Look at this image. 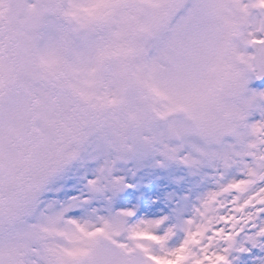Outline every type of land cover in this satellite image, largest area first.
Here are the masks:
<instances>
[{
    "label": "snow or ice",
    "instance_id": "6c2138e0",
    "mask_svg": "<svg viewBox=\"0 0 264 264\" xmlns=\"http://www.w3.org/2000/svg\"><path fill=\"white\" fill-rule=\"evenodd\" d=\"M155 7L153 0H143L139 5L129 3V0H76L67 15L78 22L100 21L107 25L112 42L100 48L98 57L103 59L111 55H139L135 47L125 42L123 26L125 17L130 20L138 11H143L144 31L150 42L147 50L155 53L151 58V90L159 99L169 101L167 93L155 83L162 67L160 57L165 54V43L156 35L155 25L163 16L175 18L167 43L187 50L195 75L206 58L213 61L219 56L221 21L231 11V3L229 0H169L163 14L153 12ZM239 7L251 18L253 9L264 10V0H240ZM259 30L264 31V26ZM248 37L249 45H264V35H257L255 30L249 31ZM85 42L88 43L87 35ZM26 47V41H19L15 60L10 66L6 65L5 41L0 38V87L9 76L26 80L29 71L25 62ZM47 51V57L42 56V63L55 71V48ZM236 55L241 63H250L248 53L237 50ZM214 66L209 65L210 68ZM251 69L250 80H257V87L264 88V64L251 63ZM92 71L94 69L83 75L79 69L74 71V79L80 81L77 94L92 108L115 104V97L88 91L92 84L88 76ZM141 71L138 64L136 72ZM250 80L245 83L246 90ZM256 95L264 98V92ZM256 95L246 98L239 110V119L245 127L252 128L256 137L243 158L241 176L224 181L209 192L196 207L194 215L184 220L182 230L167 216L144 217L145 209L138 212L135 208L125 207L122 202L119 210L128 216L133 227L126 239L116 241L119 247L127 248L128 241H133L143 253L146 264H264V115L251 125L247 123ZM206 102L207 97L194 90L187 104L165 105L167 110L159 114L165 117L179 108L199 116L197 110ZM11 118L10 112L0 105V264H10L14 257L21 256L24 257L23 264H44L40 241L47 240V235L37 233L33 237L29 228H34L36 221L51 219L48 213L58 195L53 190L54 178L60 170L64 145L81 135L83 128L94 119V114L77 105L57 109L52 139L47 137L40 121H34L25 130H17L11 127ZM6 122L7 134L3 130ZM237 127L220 129L210 124L204 137L210 142L219 140ZM232 163V159L222 158L224 170ZM93 182L94 179L89 181L90 184ZM84 203L85 208L63 210L66 222L74 229L64 237L71 247L58 250L63 255L78 257L86 254L87 241L104 232L102 226L90 227L86 221H81L80 218L88 212L87 197ZM150 215L156 216L155 213ZM30 238L33 242L29 247Z\"/></svg>",
    "mask_w": 264,
    "mask_h": 264
},
{
    "label": "clouds",
    "instance_id": "9594fccd",
    "mask_svg": "<svg viewBox=\"0 0 264 264\" xmlns=\"http://www.w3.org/2000/svg\"><path fill=\"white\" fill-rule=\"evenodd\" d=\"M76 0H0V38L5 41V64L15 60V50L19 41H26L25 62L31 74L40 82L38 89L40 122L49 139L54 137L55 112L61 107L77 105L88 108L94 119L88 123L77 137V144L90 132H101L111 147L107 159L94 179L93 194H109L112 200L127 185L122 176H113L114 166L131 158L134 154L147 155L160 138L162 120L172 121L183 116L182 124L172 123L168 128L171 138L184 133L205 136L208 126L214 124L220 129H231L242 123L239 110L244 106L245 83L251 79V63L264 64V45H249V31L264 35L259 29L264 19L253 22L249 15L241 11L240 0H229L231 11L221 21L219 56L201 65L198 74L192 72V58L184 48L167 43L171 38L172 17H162L155 25L156 35L165 43V54L160 57L161 72L155 80L170 97L163 101L151 90V58L154 50L148 51L149 40L144 31L145 16L138 11L132 19L125 17L123 38L139 51L137 56L111 55L103 59L98 52L104 44L112 42L109 28L100 21L78 22L67 15ZM143 0H129L139 5ZM153 12L165 13L169 0H153ZM88 37V43L85 37ZM55 48V71L44 63L48 49ZM244 51L250 63H241L236 51ZM142 71L136 72L137 65ZM214 64V67H209ZM79 69L92 81L88 91L95 95L107 94L115 97V104L98 105L95 108L80 97L76 89L79 83L73 73ZM198 85V89L196 88ZM194 90L202 92L207 102L197 111L200 115H190L177 108L165 117L161 111L176 104H187ZM95 102V101H93ZM207 122V123H205ZM77 155V151L73 157ZM50 220L36 221L29 232L37 233L47 240H41L44 264H146L143 253L129 240L127 248H121L116 241L126 239L133 225L128 216L119 209L107 213H89L81 217L89 226H102L104 232L87 241L88 251L78 257L61 254L60 248L71 245L65 235L74 231L66 222L63 210L52 208ZM32 239H29V247ZM131 249V251L129 250ZM27 249H25V255ZM24 257H14L10 264H23Z\"/></svg>",
    "mask_w": 264,
    "mask_h": 264
},
{
    "label": "rangeland",
    "instance_id": "374dc122",
    "mask_svg": "<svg viewBox=\"0 0 264 264\" xmlns=\"http://www.w3.org/2000/svg\"><path fill=\"white\" fill-rule=\"evenodd\" d=\"M251 19L255 22L264 19L262 10L253 9ZM74 80L80 84V81ZM252 84L250 80L245 98H251L248 89L254 88ZM39 87L40 82L30 71L26 80L16 75L5 78L3 87H0V105L10 112L12 128L25 130L34 121H40ZM262 105L264 103L253 101L247 117L249 125L264 115ZM183 119V116H178L172 121L162 120L160 138L152 151L147 155L134 154L114 166L112 175L122 176L127 187L112 200L108 198L110 193L93 194L89 183L100 174L105 161L111 156L112 150L106 137L96 131L86 134L79 145H76L77 140H70L64 145L60 170L54 178L53 190L58 195L53 208L68 211L85 208L84 198L87 197L89 207L86 215L92 212L104 214L119 209L123 202L125 207L135 208L138 212L145 209L144 217L167 216L182 230L184 220L194 215L196 207L209 192L216 190L222 182L241 176L243 158L250 151V142L256 138L252 128L245 127L243 123L234 132L211 142L204 136L190 133L171 138L168 128L172 123L182 124ZM3 130L7 134V122ZM75 151L77 155L73 157ZM222 158L233 160L227 170L223 169ZM60 193L71 195L61 197Z\"/></svg>",
    "mask_w": 264,
    "mask_h": 264
},
{
    "label": "bare ground",
    "instance_id": "6f19581e",
    "mask_svg": "<svg viewBox=\"0 0 264 264\" xmlns=\"http://www.w3.org/2000/svg\"><path fill=\"white\" fill-rule=\"evenodd\" d=\"M252 92L255 93H260V92H264V88H250L248 89V93L250 94L251 97H253L254 95H251ZM257 103H264V98H260L258 95H256V98L254 99ZM257 106V104H256ZM260 107V106H259ZM262 108H264V106L262 105ZM71 140H77V138L71 139ZM235 165V162H234Z\"/></svg>",
    "mask_w": 264,
    "mask_h": 264
}]
</instances>
